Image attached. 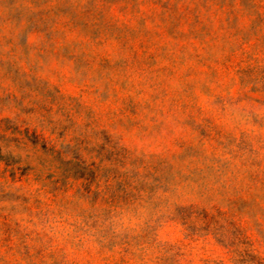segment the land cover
Instances as JSON below:
<instances>
[{"label": "rangeland", "instance_id": "obj_1", "mask_svg": "<svg viewBox=\"0 0 264 264\" xmlns=\"http://www.w3.org/2000/svg\"><path fill=\"white\" fill-rule=\"evenodd\" d=\"M0 264H264V0H0Z\"/></svg>", "mask_w": 264, "mask_h": 264}]
</instances>
